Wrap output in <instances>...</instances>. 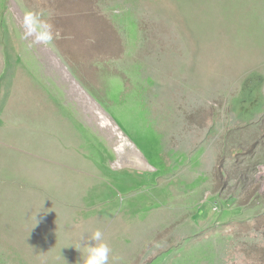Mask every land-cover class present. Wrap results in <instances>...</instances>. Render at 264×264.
I'll return each instance as SVG.
<instances>
[{
  "label": "rangeland",
  "instance_id": "obj_1",
  "mask_svg": "<svg viewBox=\"0 0 264 264\" xmlns=\"http://www.w3.org/2000/svg\"><path fill=\"white\" fill-rule=\"evenodd\" d=\"M260 78L264 0H0V264H264Z\"/></svg>",
  "mask_w": 264,
  "mask_h": 264
},
{
  "label": "clouds",
  "instance_id": "obj_2",
  "mask_svg": "<svg viewBox=\"0 0 264 264\" xmlns=\"http://www.w3.org/2000/svg\"><path fill=\"white\" fill-rule=\"evenodd\" d=\"M25 25L29 34L38 32L37 40L44 43H50L53 40L51 25L41 21L34 13H27L25 16ZM102 233L97 230L94 232L91 241L86 247V255H83V264H108L110 249L108 245L102 242ZM80 251L78 247H76Z\"/></svg>",
  "mask_w": 264,
  "mask_h": 264
},
{
  "label": "trees",
  "instance_id": "obj_3",
  "mask_svg": "<svg viewBox=\"0 0 264 264\" xmlns=\"http://www.w3.org/2000/svg\"><path fill=\"white\" fill-rule=\"evenodd\" d=\"M256 85H257L256 87H260L262 89V91H263V86H264L263 78H260ZM253 88L254 87L249 88V89H252V90H250V92L253 91ZM263 97H264V91H263ZM257 114H258L257 116H259L260 114H264V101L261 104V109H260V111ZM235 120H237L238 122L244 123L243 120H241L239 117L236 118V116H235ZM262 120H264V119H262ZM261 122L262 121L259 122L258 126L260 125ZM261 135H262V138L264 139V128H263V131H261ZM229 136L230 137L231 136L234 137V135H232V134H229ZM256 140H257V138H256ZM260 143H261L260 140H258V141H256L253 144V146H251L249 149H246L247 148V144L246 143H244V142H242L240 140H236L234 145L238 147V151H239V153L237 154L238 159L241 160V161H245V162H247V160H248L249 163L253 164V167H256L258 169H259V167L264 166V148H263V151H261V149L259 147L261 145ZM226 144L228 145V143H226ZM245 149H246V151H245ZM232 154H234V153H232ZM239 182H240V187H241L244 183L241 182V180ZM244 182H247V178L245 176H244ZM261 201L263 203H260V204L258 203V206L261 208V210H264L263 209L264 208V205H263L264 204V198H262ZM254 205L255 204L252 203L250 206H245V207H252Z\"/></svg>",
  "mask_w": 264,
  "mask_h": 264
},
{
  "label": "crops",
  "instance_id": "obj_4",
  "mask_svg": "<svg viewBox=\"0 0 264 264\" xmlns=\"http://www.w3.org/2000/svg\"><path fill=\"white\" fill-rule=\"evenodd\" d=\"M95 104H96V103H95ZM93 105H94V104H93ZM96 106H98V105L96 104ZM98 107H99V106H98ZM99 108H100V107H99ZM100 109H101V108H100ZM98 110H99V109H98ZM101 110H102V109H101ZM93 111H94V112L96 111V112L98 113L97 109L95 108V105H94V109H93ZM63 112L66 114V111H65V110H64ZM89 112L92 113V110H89ZM96 112H95V113H96ZM99 112H100V110H99ZM118 128H119V126H118ZM119 129H120V128H119ZM114 131H116V129H115ZM120 152H123V151L120 150ZM126 157H127V156H126ZM127 158H128V157H127ZM132 161H133L132 159H131V160L128 159L127 162H132ZM145 163H146V162H145ZM120 167H121V166H120Z\"/></svg>",
  "mask_w": 264,
  "mask_h": 264
},
{
  "label": "bare ground",
  "instance_id": "obj_5",
  "mask_svg": "<svg viewBox=\"0 0 264 264\" xmlns=\"http://www.w3.org/2000/svg\"><path fill=\"white\" fill-rule=\"evenodd\" d=\"M102 126H103L104 128H107V126H109V123H108V122L106 123V121H104V122L102 123Z\"/></svg>",
  "mask_w": 264,
  "mask_h": 264
}]
</instances>
